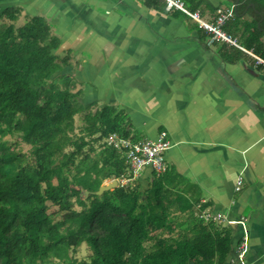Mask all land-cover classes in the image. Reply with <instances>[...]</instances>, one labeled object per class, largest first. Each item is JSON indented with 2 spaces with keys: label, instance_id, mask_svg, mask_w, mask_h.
Here are the masks:
<instances>
[{
  "label": "trees",
  "instance_id": "obj_1",
  "mask_svg": "<svg viewBox=\"0 0 264 264\" xmlns=\"http://www.w3.org/2000/svg\"><path fill=\"white\" fill-rule=\"evenodd\" d=\"M250 2L264 13V0H241L237 15ZM17 13L0 6V264L225 263L231 226L202 219L200 198L171 169L148 189L136 179L93 193L129 172L108 137L137 139L122 111L82 104L74 81L55 77L64 62L50 23L34 16L18 25ZM250 14L243 42L264 57V20L260 28ZM78 186L92 192L87 199ZM83 244L90 253L81 259Z\"/></svg>",
  "mask_w": 264,
  "mask_h": 264
},
{
  "label": "crops",
  "instance_id": "obj_2",
  "mask_svg": "<svg viewBox=\"0 0 264 264\" xmlns=\"http://www.w3.org/2000/svg\"><path fill=\"white\" fill-rule=\"evenodd\" d=\"M182 1L208 23L241 5ZM0 6L18 9V25L34 16L50 23L64 62L55 77L73 80L82 104L122 111L137 140L166 133L168 169L190 198H200L197 214L221 213L227 221L219 225L232 228L223 264H239L245 228L246 263L264 264V65L236 45L211 42L198 19L169 10L164 0H0ZM247 11L236 12L224 29L250 49L243 34L255 15ZM155 175L146 167L136 179L148 189Z\"/></svg>",
  "mask_w": 264,
  "mask_h": 264
},
{
  "label": "built area",
  "instance_id": "obj_3",
  "mask_svg": "<svg viewBox=\"0 0 264 264\" xmlns=\"http://www.w3.org/2000/svg\"><path fill=\"white\" fill-rule=\"evenodd\" d=\"M167 8L180 9L186 14L198 19L202 28L211 33V42L219 39L229 44L240 47L249 54L255 61L257 66L264 65V57L257 54L253 49H248L239 44V41L232 34L228 33L224 26L236 15L235 5L223 12H220L215 23H208L200 19L199 14L189 11L182 0H164ZM107 144L122 150L125 155L126 163L129 166L128 175L119 178L121 184H127L136 180L142 170L146 167H152L156 173H164L167 168L166 153L172 147V142L168 139L165 132L161 133L158 139L131 140L124 138L117 133L111 134L107 139ZM243 184V177H239L236 190L240 191ZM202 219L207 221L221 222L226 220L223 214L213 213L210 210H201L198 214ZM227 221V220H226ZM229 223L236 221L229 220ZM244 227L246 219L239 221ZM249 249V234L245 228V234L236 246V256L239 264L246 263V255ZM237 262V263H238Z\"/></svg>",
  "mask_w": 264,
  "mask_h": 264
},
{
  "label": "water",
  "instance_id": "obj_4",
  "mask_svg": "<svg viewBox=\"0 0 264 264\" xmlns=\"http://www.w3.org/2000/svg\"><path fill=\"white\" fill-rule=\"evenodd\" d=\"M253 7H255V9H256L255 4H253ZM256 11L258 13H260V16H261V20L258 22V27L262 28V21L264 20V15L260 11H258L257 9H256ZM262 29L264 30V28H262ZM118 185H119L118 179H112L110 182L103 184L99 188L98 191L93 192V193H95L97 195H102L105 191L112 190V189L118 187ZM77 189L81 191V197L83 199H87L90 196V194L92 193V192L86 190L83 186H78Z\"/></svg>",
  "mask_w": 264,
  "mask_h": 264
},
{
  "label": "rangeland",
  "instance_id": "obj_5",
  "mask_svg": "<svg viewBox=\"0 0 264 264\" xmlns=\"http://www.w3.org/2000/svg\"><path fill=\"white\" fill-rule=\"evenodd\" d=\"M81 121H82L81 117L78 116L77 119H76L77 124H80ZM11 140L13 142H17L16 146L18 148H20L24 152H29L30 146L27 145L26 143H24L17 135L15 137L11 138ZM106 182H108V181H106ZM89 253H90V246L88 244H83V246L80 248V251L78 253V257L81 258V259H84V258H86L88 256Z\"/></svg>",
  "mask_w": 264,
  "mask_h": 264
},
{
  "label": "flooded vegetation",
  "instance_id": "obj_6",
  "mask_svg": "<svg viewBox=\"0 0 264 264\" xmlns=\"http://www.w3.org/2000/svg\"><path fill=\"white\" fill-rule=\"evenodd\" d=\"M253 4H255V3H253V2H250V3H248V5H246V7H245V9H244V11L242 12V13H244L246 10H248L247 12L248 13H250V12H252V11H255L257 14H259L260 15V13H258L257 11H256V9L258 10V11H260L258 8H257V5L255 4V6H256V9H255V7H253ZM235 6H236V12H237V10L239 9V7H240V4H235ZM238 8V9H237ZM261 12V11H260ZM262 13V12H261ZM263 15H264V13H262Z\"/></svg>",
  "mask_w": 264,
  "mask_h": 264
}]
</instances>
